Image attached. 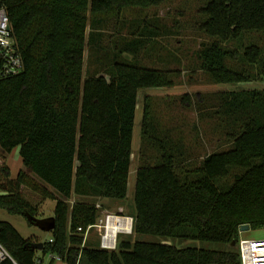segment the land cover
Returning <instances> with one entry per match:
<instances>
[{"label": "trees", "instance_id": "16d2710c", "mask_svg": "<svg viewBox=\"0 0 264 264\" xmlns=\"http://www.w3.org/2000/svg\"><path fill=\"white\" fill-rule=\"evenodd\" d=\"M165 1L3 0L24 71L0 75V208L35 225L40 204L26 197V189L56 201V227L41 251L44 256L57 255L68 264H242L240 227L264 229V91H230L218 97L221 112L234 127L232 147L207 155L193 171L180 172L173 150L164 146L157 164L137 170L130 234L135 241H119L113 251L89 241L82 247L87 227L99 218L97 202L87 198H127L140 90L174 82L166 71L122 58L106 74L84 78L86 46L101 41L95 17ZM201 13L207 17L201 30L215 39L198 52L202 68L218 83L249 80L248 71L227 67L228 59L240 55L227 51L222 42L264 31V0H209ZM143 26L120 54L136 56L158 36L149 24ZM242 57L260 68L264 80V62L258 65L262 48L250 44ZM152 116L146 111L145 128ZM144 134L158 141L148 129ZM18 147L24 169L13 179L7 155ZM232 167L239 173L229 190L222 191L224 185L215 180L231 177ZM73 196L84 200L71 204ZM181 226L190 227L191 233L178 236ZM141 235L216 242L228 249L177 248L139 240ZM0 242L20 264H45L26 246L32 240L7 221H0Z\"/></svg>", "mask_w": 264, "mask_h": 264}, {"label": "rangeland", "instance_id": "374dc122", "mask_svg": "<svg viewBox=\"0 0 264 264\" xmlns=\"http://www.w3.org/2000/svg\"><path fill=\"white\" fill-rule=\"evenodd\" d=\"M208 1L166 0L157 7L128 8L120 14L114 12L95 17L100 22L97 24L95 32L101 34V41L99 44H87L86 46L84 78L106 74L115 60L122 58L143 68L166 71L174 81L171 87H149L140 90L128 195L124 201L99 197L87 198L90 202H97V205L101 206L99 216L120 210L126 214H133L137 170L143 165L157 164L164 153V146L166 149L173 150L180 172L193 171L201 165L207 155L230 149L233 142L229 139V134L233 133L234 127L221 112V101L218 95L230 91L253 89L264 91V80L259 75L260 68L257 65L248 64L242 57L248 45H258L263 50L262 60L258 63L260 67L262 66L264 62V31H250L238 39L222 42V46L227 51H237L240 55L238 59H228L227 67L237 72L246 71L245 73H247L248 71L251 76L249 80L239 83H218L212 80L211 76L202 68L198 52L202 47L215 40L201 30L202 22L207 19L201 13V9ZM145 23L157 31L158 36L151 38L136 56L128 53L120 54V49L125 43L140 36ZM139 24L140 28L135 30ZM132 31L137 32L132 35ZM146 111L153 113V120L147 123V125L149 124L147 128L144 127ZM146 129L158 141L154 138H147L144 134ZM7 158L11 177L16 179L20 170L24 169L19 148L14 149L7 155ZM233 169L232 167L231 177L215 180L218 186L224 185L220 187L222 191L229 190L235 182L233 175L238 174L239 171H233ZM2 194L4 193L0 190V195ZM26 197L33 203L40 204L39 219L53 216L56 207L55 200H43L27 189ZM80 200H84V198H74L70 203ZM0 221L11 223L24 238H30L32 243L45 244L52 238L51 231L30 225L24 216L11 214L2 208H0ZM191 231L190 227L181 226L177 235L183 236ZM134 235L131 239L130 235L122 234L120 241L131 240L133 243L136 239ZM178 236L163 238L141 235L139 240L173 245L177 248L228 249V246L222 243L178 238ZM241 236L264 239V229H250L243 232ZM87 241L94 247H98L99 237L96 230H91ZM84 242L85 240H83L82 247ZM36 256L42 258L45 264H50L53 260L52 257H55L52 254L44 256L41 251H37ZM56 257L58 256L56 255ZM53 264L68 263L58 257Z\"/></svg>", "mask_w": 264, "mask_h": 264}, {"label": "built area", "instance_id": "2783aa9c", "mask_svg": "<svg viewBox=\"0 0 264 264\" xmlns=\"http://www.w3.org/2000/svg\"><path fill=\"white\" fill-rule=\"evenodd\" d=\"M24 71V62L18 49L16 38L10 17L3 0H0V75L11 77ZM101 206L97 205V209ZM134 217L119 212H107L99 216L95 224L89 225L84 233V245L91 233L96 230L99 237V246L107 251L116 250L122 234L130 235L134 231ZM80 232L83 229L80 227ZM243 231L239 229V239L237 249L240 254L242 264H264V239L249 238L241 236ZM55 256V255H54ZM58 258V257H52ZM41 263V260H37ZM0 264H20L9 250L0 242Z\"/></svg>", "mask_w": 264, "mask_h": 264}, {"label": "water", "instance_id": "95a60500", "mask_svg": "<svg viewBox=\"0 0 264 264\" xmlns=\"http://www.w3.org/2000/svg\"><path fill=\"white\" fill-rule=\"evenodd\" d=\"M35 225L45 231H53L56 227V221L54 217L52 216L49 218L37 220V222H35ZM250 228H251L250 225H243L240 227V230L245 232V231L250 230ZM235 245H236V241L233 242V246ZM26 246L36 251H42L45 245L44 243H31V244H27Z\"/></svg>", "mask_w": 264, "mask_h": 264}, {"label": "crops", "instance_id": "0c3cea01", "mask_svg": "<svg viewBox=\"0 0 264 264\" xmlns=\"http://www.w3.org/2000/svg\"><path fill=\"white\" fill-rule=\"evenodd\" d=\"M19 148V147H18ZM19 153H20V148H19ZM22 160V159H21ZM13 179H15V178H13ZM74 198H78L77 196H73V199ZM26 239V238H25ZM28 239H30V238H28ZM43 262H44V260H43Z\"/></svg>", "mask_w": 264, "mask_h": 264}]
</instances>
